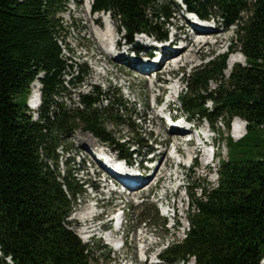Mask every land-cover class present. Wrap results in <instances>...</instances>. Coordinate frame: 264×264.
<instances>
[{
	"label": "trees",
	"instance_id": "obj_1",
	"mask_svg": "<svg viewBox=\"0 0 264 264\" xmlns=\"http://www.w3.org/2000/svg\"><path fill=\"white\" fill-rule=\"evenodd\" d=\"M203 20L235 27L230 52L239 51L245 65L226 74L229 54L212 56L184 74L180 98L184 114L227 129L228 159H219L218 184L186 188L189 231L161 254L165 264H261L264 259V0H184ZM95 13H110L124 37L138 34L168 39L176 13L173 0H94ZM64 0H0V264H97L111 250L85 244L68 221L86 194V182L67 167L60 169L68 140L78 129L91 133L123 159L135 157L141 141H115L106 124L135 134V114H120L126 106L98 87L80 95L81 106L60 102L72 82L79 86L89 70L65 57L68 49L62 15ZM74 72L80 76L74 77ZM69 78V80H67ZM41 84L40 107L34 118L28 99ZM211 105V106H210ZM247 124L246 135H229L235 119ZM221 135H224L221 132ZM67 162V161H66ZM68 164V163H67ZM190 180V181H191ZM190 183V182H189ZM145 211V209H144ZM160 226L157 209L141 221ZM100 259V260H99Z\"/></svg>",
	"mask_w": 264,
	"mask_h": 264
},
{
	"label": "rangeland",
	"instance_id": "obj_2",
	"mask_svg": "<svg viewBox=\"0 0 264 264\" xmlns=\"http://www.w3.org/2000/svg\"><path fill=\"white\" fill-rule=\"evenodd\" d=\"M64 1L66 4V13L61 17L63 19L66 34L65 37L67 38L68 43V49L64 51L65 57L74 63L85 65L89 70V74L88 77L85 78L84 82L79 86L74 87L72 82L68 83V85H66L67 91L63 94L60 102L64 103L69 109L80 107V95H91L94 87H98L104 94L106 93L111 96V98H108V100L103 101V108L109 107L114 101L119 100L120 103L126 106V109H120V114L126 118V120L130 114H135V118L133 120L135 121L133 122V125L135 126V134L132 133L129 128H117L114 124L110 123L106 124V127L109 132L113 133V139H115V141L120 140L125 143L126 146L133 140L141 141L139 147L141 148V157L138 158V161L145 159L146 148L152 147L154 140L161 142L165 139H169L171 143L175 142L174 144H176L178 137L171 135L166 130L164 122L160 118V110H157L155 107L154 99L160 94V89L158 86L154 85L153 82L156 81V78L168 80L171 78L170 75L172 72L175 73L177 75L176 78L181 79L179 88V95L181 98V96L186 91L184 84V74L188 75L197 67L207 63L209 60H211L213 55L217 57L227 53L229 47L231 46L232 40L235 38L236 28L231 27L227 29L221 24V22L212 19L210 22L212 24H217V30H215L213 35L207 37L199 36L201 38H196L193 37L192 33L190 32L188 38L191 40L187 42L189 45L187 51L178 60L169 62L167 68L161 73H158L156 76L154 74L148 76L139 72L135 73L136 71L134 70H132V72L127 68L126 64H118V62H115L110 58L106 59L105 53L100 49L99 45L94 39V36L91 32L92 24L89 23V19H96L97 24H94V26L104 30L106 27L105 19L101 18V14L94 15L90 12L91 9L88 7V0ZM157 1L160 3H165L170 2L171 0ZM93 3L94 0L91 1V8ZM173 3L176 13L174 14V18L171 20V25L168 27L170 31V37L174 33V27H172V25L175 24L180 26L183 23L182 21L184 17V10L180 7L177 0H173ZM110 17L117 27L120 41L124 42V32L121 29L119 21L115 20L112 16ZM205 25L209 26L208 24ZM135 39L136 37L134 40ZM138 39L140 38L138 37ZM200 42L203 43L200 44ZM204 43L207 44L204 45ZM131 56V59H144L138 55L136 57L132 53ZM186 56H192L191 63L184 61ZM99 59L103 60L97 61ZM234 60L237 62L231 65L232 61ZM227 64L228 68L231 67L226 72V74L229 76L232 68L235 65H245L246 60L239 51H234L230 52ZM103 67L109 68L110 72H108L106 75L103 74L99 76V72H102ZM179 68L184 69L179 70ZM165 72H170V75L168 73L165 74ZM77 76H80V74L74 72V77ZM67 80H69V78H67ZM159 84L162 85L163 83L160 82ZM167 86L168 87L165 88L166 93L164 97V103L168 102L171 98L175 100L176 93L172 90V88H178L177 81H173L172 85L167 84ZM33 90L34 88L32 86V92ZM31 96L32 93L28 99L27 106L35 118L37 115V110L30 107L29 101ZM173 109L174 114H178L179 117L187 118V116L182 111L180 102H176ZM155 115L157 116V119L153 118ZM237 123L244 125V129L240 133L242 136L240 139L235 138V127ZM194 124H200L205 129L210 127V129L214 132L212 133V136L214 137L213 142L215 149L218 152V159L215 160L213 165L205 168L206 162L203 160V155V157L199 156L196 167L185 166L182 170H180L176 166L175 159L170 152L171 146H168L169 150H165V148H156L154 146L153 151L148 155V157H146V161H151V158L155 156L157 152L160 153L162 151L163 154L157 155V157L152 162H146L144 160V166H149L151 169L148 171H141L140 169V175L141 177H147L148 175L151 176L153 173H156L160 166L161 171L157 172V177L153 179L149 186L142 189L141 191L134 192L131 195L130 193L124 195L120 194L123 192L122 188L117 189L120 193L115 192L112 195L107 194L108 190L103 188V176H101L99 179L94 176L93 171H100L102 173L105 171V169L102 168V166L97 165L90 153L84 148L87 147L91 150L98 149L99 147L104 146L102 141L94 137L91 133L82 129H78L68 140H66L70 145V150L68 153L65 152L62 154V163L60 162L62 174L65 175V171L69 166L70 171L78 179L86 182V184L91 183L92 185L99 188L100 192L104 191L106 193L105 195L97 194L95 196L98 199V207L95 208L98 215L96 214L97 216L94 219H91L87 222L80 220L76 218L79 213L86 210L91 205L95 206V199L92 198L93 196L91 195V188L86 186L85 189L87 188L88 190H86V194L80 200L81 204L76 206L74 212L68 219L69 222L77 224V226L74 227V231L84 239L83 242L85 244H88L97 250L99 243H102L111 250L110 259L104 263L103 259H99L100 261L97 264H114V262L122 264H143V251L147 249H149L151 252L150 260L147 264H153L156 262L155 257L157 255H161L169 244L184 239L185 235L189 231V207L192 203L189 195L185 193V190L190 186L191 182H193L191 178H194V180L197 181L195 184H199L201 182L206 185L216 186L218 184V169L220 167L219 159H228L227 148L224 145V139L228 134L227 129L222 124L216 125L214 128H212L208 122H201L199 119H195ZM246 128V122L240 119L236 121L234 120L231 125L229 135L234 141H239L246 135ZM221 132H223L224 135H221ZM181 145L183 150V154H181L186 156L185 158L188 157L187 153L190 149H195L194 147H187L184 144ZM85 155H87L89 160L88 162L84 161ZM116 155H118L117 152H112V156ZM132 162L135 163V157H133ZM83 164L86 166L87 171L82 172L84 169ZM89 167H92V169H89ZM102 175H104V173ZM183 180L185 181V188L177 192V188ZM111 187L115 189L114 186ZM167 192H169L168 197L165 198V194ZM162 204L164 206L168 205L171 208H176L175 223L179 224L178 226L180 228H174V223L171 219L173 212L169 215L170 219L166 218L167 209L163 208ZM119 208H122L125 214V224L122 230V233L124 232V237L122 238L121 235L116 236L114 234L113 228L115 223L112 225L110 224L109 216H107V219H102V216L100 218L101 213L105 211L114 212ZM153 209H157L160 217L166 220L167 231H165L160 226H153L154 220L148 223L141 221V218L146 215V211L148 210L152 212ZM100 219L102 220L101 226L106 223L108 226L105 229H108L107 232H103V234H101L102 232H100L96 222ZM83 223L90 227V232L85 233L87 237L89 236V238H85L82 235V232L78 231V227L83 225ZM108 235H112V237L116 240V243L109 241L107 237ZM123 244L124 247L121 249Z\"/></svg>",
	"mask_w": 264,
	"mask_h": 264
},
{
	"label": "bare ground",
	"instance_id": "obj_3",
	"mask_svg": "<svg viewBox=\"0 0 264 264\" xmlns=\"http://www.w3.org/2000/svg\"><path fill=\"white\" fill-rule=\"evenodd\" d=\"M88 1H89V4H91L92 0H88ZM101 18L105 19L106 27H105L104 30L98 28L97 26H94V24L95 25L97 24L96 19H94V20L89 19V23L92 24L91 25V32H92V34L94 36V39H95L96 43L99 45L100 49L103 50V52L106 55V52L107 53L111 52V50L113 48V40H115V44L117 46L118 45L121 46L122 42L120 41V38H119L118 32H117V27H116L115 23L113 22V20H111L107 14H104V15L101 14ZM213 32L214 31H212V29L211 30L207 29V28L206 29H201V30L199 29L197 31V34H198L197 37H199V36H204L205 37L207 35L212 34ZM187 40L190 41L191 39H187ZM202 43L203 42H200V44H202ZM192 44H193V41H192ZM206 44L207 43H204V45H206ZM188 48L189 47H187L186 49H183L181 52H177L175 49L173 50V49H170V48L165 50V51H163L162 52L163 53L162 63L160 65L156 64L155 62L152 63L151 61L150 62H148V61L144 62V61H140L139 59H131V57L128 54H126V53L122 54L120 56V59L118 61H116V62H118V64H119V62H123L124 64H126L128 69H130L131 71L132 70L136 71L135 73L139 72V73L144 74V75H149L151 73L160 72L161 70L164 71V69L167 68L169 62H171L173 60H178L187 51ZM191 57L192 56H186V58H184V61H186L187 63H191L192 62ZM102 60L99 59L97 61H102ZM235 62H237V61L236 60L232 61L231 65H233V63H235ZM108 72H110V69L107 68V67H103L102 68V72H99V76H101L103 74L106 75V74H108ZM153 84H154V82H153ZM33 88H34V90L32 92V96H31V99L29 101L30 102V107L32 109H38L40 107V103H41V101H40V97H41V95H40V86H39L38 83H35L33 85ZM172 90L174 92H176L177 91V87H173ZM156 100H158V98H156ZM170 100L172 101L174 99L171 98ZM153 118L157 119V116L155 115V117H153ZM180 127H177L175 129L172 128V130L174 129L172 135L177 136L178 140L182 136H185L184 135L185 133L180 132V130L183 129V128H180ZM243 129H244V125L243 124L242 125L240 123L236 124V129H235L236 136H235V138L240 139L242 137L240 133L243 131ZM161 144H163V141H161ZM174 145L175 146H179L178 143H176ZM177 150H178V152L180 154V158H185L186 157V156L182 155L183 154V150L181 148H177ZM196 151H197L196 149H190L188 151V153H187L188 154L187 159H189L190 156ZM164 152H165V150H164ZM160 154H163V152L162 151L160 153L157 152L155 154V156H153L151 158L150 162H152L157 157V155H160ZM203 155H204V153L202 151L201 152V156L203 157ZM203 160L206 161L205 155H204V159ZM160 167L157 169L156 173H153L151 176L148 175L147 177H143L142 179H138L139 178L138 176L137 177H133L132 179L124 178L125 181H127L129 183H135L136 184V186L134 188H132V189H130L128 191L130 193V195L133 194L134 192L141 191L142 189H144L147 186H149L151 184V182L153 181V179L155 177H157V172L161 171ZM150 169H151V167H149V166H146V167L143 166V170L144 171H148ZM116 179H117V177H116ZM109 192L110 191H108L107 194H110ZM97 207H98V204H97L96 207L94 205H91L86 210H84L81 213H79L76 218H78L80 220H83V221H86V222L91 220V219H94L98 215L96 213V210H95V208H97ZM100 218H101V215H100ZM82 235L85 238H89V236L87 237L84 232H82ZM107 237H108L109 241L116 243V240L112 237V235H108ZM119 250H120V248H119ZM143 252H145L146 254L151 253L149 249L144 250Z\"/></svg>",
	"mask_w": 264,
	"mask_h": 264
}]
</instances>
